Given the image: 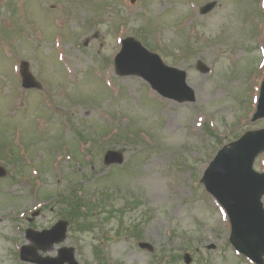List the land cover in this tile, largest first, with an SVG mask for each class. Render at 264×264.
I'll return each mask as SVG.
<instances>
[{
    "label": "rangeland",
    "instance_id": "obj_1",
    "mask_svg": "<svg viewBox=\"0 0 264 264\" xmlns=\"http://www.w3.org/2000/svg\"><path fill=\"white\" fill-rule=\"evenodd\" d=\"M126 37L184 70L194 101L118 76ZM21 61L40 90L21 88ZM263 74L264 0H0V264H30L17 256L33 246L25 230L62 219L70 189L88 206L84 228L70 224L41 257L72 247L79 264H251L199 181L222 146L264 128L251 122ZM109 150L120 166L104 165Z\"/></svg>",
    "mask_w": 264,
    "mask_h": 264
},
{
    "label": "water",
    "instance_id": "obj_2",
    "mask_svg": "<svg viewBox=\"0 0 264 264\" xmlns=\"http://www.w3.org/2000/svg\"><path fill=\"white\" fill-rule=\"evenodd\" d=\"M214 7L208 4L202 10L206 13ZM117 72L123 76L136 75L147 81L151 87L178 102L192 101L193 95L185 84V73L165 67L159 57L149 53L138 42L127 38L115 58ZM202 71L205 68L200 66ZM22 86L26 89L38 85L29 74L27 64H21ZM264 118V79L253 121ZM264 151V130L247 132L236 142L223 147L204 172L201 182L205 189L223 207L231 225L230 242L234 248L257 264H263L264 256V210L260 203L264 195V175L254 173V159ZM106 163H121V158L109 152ZM5 171L0 168V176ZM66 223L59 222L49 231L36 233L27 231V238L34 241L36 248L46 251L54 243L65 239ZM73 249H63L57 259H40L34 251L22 248L21 258L37 264H77Z\"/></svg>",
    "mask_w": 264,
    "mask_h": 264
},
{
    "label": "trees",
    "instance_id": "obj_3",
    "mask_svg": "<svg viewBox=\"0 0 264 264\" xmlns=\"http://www.w3.org/2000/svg\"><path fill=\"white\" fill-rule=\"evenodd\" d=\"M68 210L67 215L70 217L71 221H79L82 215V209H85L83 206L82 200L76 195L71 194L67 200ZM79 228L82 226H78Z\"/></svg>",
    "mask_w": 264,
    "mask_h": 264
}]
</instances>
